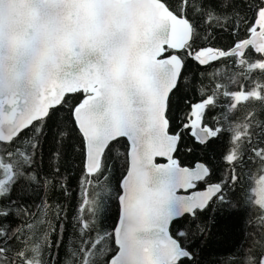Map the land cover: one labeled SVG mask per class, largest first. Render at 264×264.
<instances>
[{
	"label": "snow or ice",
	"instance_id": "snow-or-ice-1",
	"mask_svg": "<svg viewBox=\"0 0 264 264\" xmlns=\"http://www.w3.org/2000/svg\"><path fill=\"white\" fill-rule=\"evenodd\" d=\"M226 30L228 48L213 47ZM188 60L219 67L192 85L189 111L170 115ZM60 110L57 136L78 134L84 157L79 239L64 264H193L190 241L207 231L197 214L230 210L224 190L242 181L251 215L229 264H264V0H0V264H57L52 219L63 209L32 211L11 193L21 180L49 183L32 168ZM183 131L203 146L226 138L227 179L209 183V166L181 164ZM122 139L113 185L105 161ZM113 198L109 231L98 219Z\"/></svg>",
	"mask_w": 264,
	"mask_h": 264
},
{
	"label": "trees",
	"instance_id": "trees-1",
	"mask_svg": "<svg viewBox=\"0 0 264 264\" xmlns=\"http://www.w3.org/2000/svg\"><path fill=\"white\" fill-rule=\"evenodd\" d=\"M213 35L215 38L210 41L211 45L222 49L228 48L233 39L227 30L216 31ZM215 67H219V65L205 68L193 60L186 62L185 79L173 95V108L170 115H183L189 111L188 104L195 103L199 98L192 85L198 84L201 80L208 84V79L201 74L211 73ZM71 99L75 100L77 97ZM254 108L259 109V102L245 105L240 110V115L242 116ZM66 115L64 110H60L55 122L49 121L46 135L41 137V148L32 168V172L37 174L41 180L46 179L49 183L45 185L21 180L11 193L12 199H18L20 204L31 208L32 211H36V206L43 201H47L50 205H58L63 209L59 225L55 219H52V224L57 229L52 234V239L57 240L59 237L62 241L58 249L57 264H64L65 246L70 249L73 242L79 239L76 218L80 214L81 184L84 180V157L78 134L73 132L70 136L62 139L56 134V124ZM215 115H217L216 112H209L205 117V122L213 123L211 118ZM260 118L264 119V113ZM177 130L175 127L172 129V131ZM226 143V138L221 137L203 146L195 141L188 131H183L182 140L175 156L182 165L186 166H192L197 161L205 163L212 170L208 182H218L221 177L227 179L226 166L220 159ZM125 144L126 140L122 139L117 150L110 154V158L105 161L108 166L107 175L113 185L115 178L123 172V159H117V155L124 151L123 145ZM203 186L201 184L198 187L202 188ZM242 188H246V181H242L235 187L229 184L225 188L224 194L233 205L230 210H223L218 203H213L203 212L197 214V223L206 225L207 231L203 237L198 236L190 241L196 253L193 264H229L230 254L244 243V233L247 228L245 221L251 213L246 204L240 201V197L243 195L240 191ZM3 202L7 203V201ZM118 214V202L114 198L108 199L99 216L98 226L110 231L117 222Z\"/></svg>",
	"mask_w": 264,
	"mask_h": 264
},
{
	"label": "water",
	"instance_id": "water-1",
	"mask_svg": "<svg viewBox=\"0 0 264 264\" xmlns=\"http://www.w3.org/2000/svg\"><path fill=\"white\" fill-rule=\"evenodd\" d=\"M177 158V157H176ZM158 160H160V161H158ZM158 160H157V162L158 163H165L166 161L164 160V159H162V158H158ZM197 162H200V161H197ZM197 162H195L192 166H189V167H193V166H195V164L197 163ZM200 163H203V162H200ZM205 164V163H204ZM210 183H214V182H210ZM204 187H202V188H200V189H203ZM179 194H181V195H186V194H189V193H185V192H180ZM117 221H118V219H117Z\"/></svg>",
	"mask_w": 264,
	"mask_h": 264
},
{
	"label": "flooded vegetation",
	"instance_id": "flooded-vegetation-1",
	"mask_svg": "<svg viewBox=\"0 0 264 264\" xmlns=\"http://www.w3.org/2000/svg\"><path fill=\"white\" fill-rule=\"evenodd\" d=\"M204 187V186H203Z\"/></svg>",
	"mask_w": 264,
	"mask_h": 264
}]
</instances>
